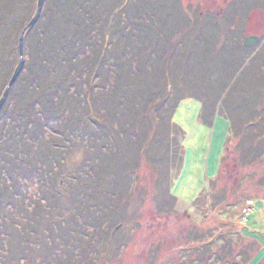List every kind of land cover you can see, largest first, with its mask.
I'll return each mask as SVG.
<instances>
[{
    "label": "rangeland",
    "instance_id": "1",
    "mask_svg": "<svg viewBox=\"0 0 264 264\" xmlns=\"http://www.w3.org/2000/svg\"><path fill=\"white\" fill-rule=\"evenodd\" d=\"M64 1H44L42 15L34 27L45 16L52 18V34L47 42L69 37L74 32L71 19L69 22L65 20V8H70ZM38 2L13 0L19 9L15 17L28 20L29 25L37 14ZM82 2L89 6L98 4L93 13L98 18H105L99 31L95 32L96 38L109 30L111 20L115 24L112 31L120 29L119 34H115V56L124 58L130 71H136L137 62L133 60L136 52L145 55L143 60L147 64L158 63L149 57L151 47L143 48V44L152 41L156 47L158 40L163 39L161 54L164 57L158 61L164 66L172 53V42L179 39L185 43L186 39L188 46L186 51L182 49L180 56L185 59V54L190 55L191 64L182 67L179 56H174L176 67L180 59V66L174 67L175 79L178 80V93L182 92L184 99L176 113L171 114L173 103L161 110L163 95L152 96L154 99L148 112L159 110L160 115L166 114L167 128L162 134L160 129L154 133L149 129L148 134L156 138L150 141L145 137L144 143L152 148L143 154L142 150L139 152L134 148L135 152H131L129 158L131 166L120 159L122 151L115 152L111 138L104 140L103 131L86 128L83 114L78 121L82 132L74 131L67 149L44 147L38 152L41 146L35 144L38 147L34 151L46 156L45 159L39 155L46 160V165L39 163L46 178L38 174L27 179L19 177L20 193L15 197V203L3 206L0 213V264H151L154 248L160 250L158 263H163L169 255L170 259L164 264H189V252L179 247L190 237H196L198 241L201 235L206 237L220 228L228 234L230 242L219 239L217 248H235L230 260L223 264H236L235 259L240 260V264H246L245 261L247 264H264V164L255 161V164L245 166L241 150L236 149L235 143L229 152L230 157L223 162L225 142L233 123L237 129L246 132L253 128V125L248 126V122L252 123L249 121L251 117L262 115L264 0H82L79 3ZM197 20L199 25L194 24L198 27L197 35L204 32L199 37V45L193 49L195 44L190 46L189 42H195V35L192 33L193 37H188L183 33L192 30L190 21ZM124 33L126 38L121 36ZM21 36L15 46L20 47ZM182 36L184 38H180ZM250 39L258 40L246 46L248 49L242 44L240 48L234 46L239 41L245 45ZM101 46L98 41L97 45H92L93 52L97 49L91 56L94 61ZM27 47L28 41H25L24 56ZM88 48L86 50L92 51L91 47ZM80 57L86 58V53ZM24 59L22 73L30 58ZM19 62L20 55L17 54L9 76L14 75ZM181 71H186L185 78H180ZM86 74L87 71L83 73L84 78ZM50 76L48 84L56 87L59 78L51 73ZM78 82L69 94V97L77 95L74 101L81 98V90L86 87L82 78ZM164 83L162 76L163 89ZM3 85L0 82V90ZM147 85L150 87L146 84V88ZM7 87L1 90L0 101ZM17 90L19 92L20 87ZM62 93L61 99L67 101ZM116 100L115 94L101 98L111 108ZM83 106V103L74 104L73 109L78 107L79 110ZM127 113L131 115V124L150 122L149 114L142 118L132 110ZM103 114L107 115L106 112ZM11 117H7L6 126L12 125L14 116ZM115 122L118 127L127 126L125 121L121 125L120 121ZM176 128L178 133L171 135ZM98 136L103 142L98 143ZM51 138L47 134L44 141ZM66 142L61 139L53 141L63 145ZM47 144L50 148L51 141ZM153 150L158 155H153ZM60 164L63 165L61 171ZM51 169L58 170L52 184L48 178L53 175ZM132 169L136 172L133 182L125 176ZM217 177L223 179L224 190L221 192L226 190V193H218L224 195V199L226 197L228 212L213 209L217 199H214L216 189L214 191L212 185ZM48 197H52L51 202ZM160 204L169 208H160ZM40 207L45 208L44 212L39 210ZM237 251L241 252L237 254Z\"/></svg>",
    "mask_w": 264,
    "mask_h": 264
},
{
    "label": "trees",
    "instance_id": "2",
    "mask_svg": "<svg viewBox=\"0 0 264 264\" xmlns=\"http://www.w3.org/2000/svg\"><path fill=\"white\" fill-rule=\"evenodd\" d=\"M80 1L82 0L64 1L70 8V10L65 8L67 12L65 20L69 22L71 19L74 25V32L71 36L61 37L57 41L51 40L47 42V39L52 34L50 29V20L52 18L48 19L46 16L39 25L31 28L27 33V39H25V41H28V52L25 58L29 57L30 59L26 64L25 72L20 75L19 79L10 90L0 113V172H4V175L3 173L2 175L0 174V213L4 205L10 206L15 203V197L20 193L19 177L27 179L38 174L44 179L46 178L43 174L44 172L40 169L41 166H39L41 162H43V165H46V160L44 161L39 157V155L42 154L34 151V148L38 147L34 145L38 143L41 146L40 149L37 150L38 152L42 151L44 147L48 149L56 148L58 150L67 149V143L73 138L74 131L78 130L82 132L78 122L82 119L81 114L85 116L86 128L91 130L94 128L100 132L103 131L102 133H105L104 140L111 138L109 140L113 141L115 152L118 154V150L122 151L120 159L122 161L125 160L126 165L131 166L132 162L129 158L131 159L130 153L135 152L134 148L139 152L142 150V154L143 152L145 153L147 149L151 150L152 148L151 146L150 148L147 147L144 143L145 137L150 141L156 138L148 134L150 131L149 129H152L151 132L153 133L157 129H160L162 134V131L164 133L167 128L165 123L166 114L162 113L160 115L158 113L159 110H152L151 113H149V105L152 103L151 100L154 99L152 96L163 95V103L160 107L161 110L167 107H165V105L173 103L172 108L170 107L171 114L176 113L179 104H181L184 99L183 93H178V80L175 79L176 74L174 68L176 67V59L174 56H179L181 64H183L182 67H188L191 64L192 58L190 55L185 54V59H183V56H180V54H182V49L186 51V47L188 46V42L185 41L186 39L184 40L185 43H183L181 39V41L178 39V41L172 42L174 43L171 48L172 53L169 55V59L167 58L164 66H162L161 63L159 65L160 61H158L162 60L164 57V54H161L164 49L162 43L163 39L160 42L158 40L159 45L157 44L156 47L153 46L152 41L151 44L148 42L149 45L143 44V48H147L148 46L151 47V54L149 57L152 58V61L158 63L156 65L147 64L143 60L145 55L136 52L133 53V60L137 62L136 71H130L127 66V61L122 57L115 56L117 46L115 34L117 36L120 29L118 28L112 31L115 24L113 20H111L109 25L107 23L109 30L106 31L105 34L98 36L99 39L96 38L95 32L99 31L98 28L101 27L105 18H98L95 13H93L96 10L95 7H98V4L89 6L85 2L79 3ZM16 11H19V9L15 7L13 0H0V82L4 85L6 84L5 87H7L13 77L9 76V74L15 66L17 54H19L20 51V47L15 46L16 40L20 38L22 31L28 25V20H20L15 17ZM196 22L198 23L196 25H199L198 20L192 21V23L191 21L190 23L188 22L190 26L193 25V28L183 33L184 36L189 35L188 37H193L191 36L192 33L195 35V42H189L190 46L193 43L195 44L193 49L199 45V37H202L204 32L202 27V29L200 28L201 32L203 31L202 34L197 35L196 29L198 30V27H196V25L194 26ZM121 36L126 38V33ZM184 36L180 38H184ZM101 39L103 41H101ZM187 39L190 40L191 38ZM97 41L102 43V46L97 54V60L94 61V57L91 56H94L97 49L93 52L92 45L93 43L97 45ZM241 44L245 49H248L244 43H240V41L236 42L234 46L240 48ZM87 47H91L92 51L89 52V50H86ZM169 48L170 46L168 49ZM18 49L19 51H17ZM168 49H166L165 52H167ZM82 53H86V58L80 57ZM152 54L153 56L151 57ZM180 59L177 61L180 62ZM112 61L113 63H111ZM179 62H177V67L180 66ZM85 71H87V74L84 78L83 73ZM183 72L184 71L180 72V78H185V76H187V74ZM50 73L55 76V78H59L56 82V87L48 84V81H50L49 77H51ZM123 74H125V77L122 76ZM162 76H164L165 79L164 89L161 87ZM79 78H82L86 87L81 90V98H79L78 101H74L77 95L69 97V94L72 88L78 85ZM112 80L113 84L111 85ZM157 82H159L158 85L160 88L157 87ZM146 84H149L150 87L147 85L146 88ZM4 85L1 90L5 88ZM18 86L20 87L19 92L17 90L19 88ZM158 90L159 92H157ZM62 92L66 95L67 101L61 99L63 95ZM112 94H115L117 99L113 108L101 101L103 95ZM131 94L133 95L132 97ZM61 100L63 102H61ZM82 103L84 105L82 109L81 107L79 110H77L78 107L73 109L74 104L82 105ZM129 104H131L130 109ZM129 110L134 111L135 114L142 118L149 114L151 116L150 122L146 121L141 123L140 121V124H131V112L129 114L127 113ZM141 111H143V114L141 113L140 115ZM103 112H106L107 115H104ZM263 112L264 106L262 107V111H260L262 115H259L257 118L253 116L249 120L252 123L249 124L248 122V126L253 125L255 131H253V128L246 132L241 131L237 129L236 125L233 123L232 129L230 127V132L225 142L226 146L224 147L223 162L227 157H230L229 152L232 150L231 147L235 143L236 149L239 148V150H241V157L245 162V166L249 167L248 165L255 164V161H257L256 164H264V158H261L264 154ZM12 115L14 116L13 122L11 123L12 125L6 126L7 117L12 118ZM113 119H116L115 121H120V125L122 121H125L127 122V126L118 127V123L113 121ZM252 120L255 124H253ZM52 123L54 124L51 127ZM168 131L169 127L167 129V132ZM177 133L176 128L171 135H176ZM47 134H50L53 138L45 142L44 137ZM2 137L5 139L3 140ZM58 139L68 142L64 145L53 143V141ZM43 141L46 144L43 143ZM50 141L51 147L49 148L47 143ZM97 141L98 143L103 142L100 136H98ZM137 145L139 147H137ZM248 145H251V147ZM143 148H146V150ZM153 155H158V152H154L153 150ZM42 157L46 159V156L42 155ZM152 158H154V156ZM39 159L41 160L39 161ZM59 166V170L61 171L63 165L60 164ZM57 171L54 169L50 170V173L53 174L48 177L50 178V184L55 182V177L58 176ZM135 173L136 172L132 169L125 176H128L129 180L133 182ZM77 176L76 172L74 175L75 179ZM222 180V177H217L212 185L213 190L215 191L216 189L213 194L214 199H217L213 209L215 211L218 209L228 212V209H226L227 207H225L226 197L224 199V195L218 193L224 190ZM138 181L139 178L137 179V182ZM212 188L211 191H213ZM221 193L225 194L226 190ZM48 198L51 202L52 197ZM234 205L230 204L231 207ZM162 207L163 209L169 208V206L160 204V208ZM39 210L44 212L43 210H45V208L40 207ZM2 213L4 214V211ZM45 219L46 218H43L44 221ZM190 238L191 239H188L186 244L179 247L182 251L189 252V264L227 263L232 256V252L235 251L233 247L227 248L221 246V249L217 248L220 240L230 242L228 234L222 230V228L206 237L201 235L198 241L195 240L196 237H193V239L192 237ZM157 249L158 248H154V256H151V264H164L170 259V256L167 255L163 263L156 262L160 254V250ZM24 250L25 246L22 248V253ZM240 252L241 251H237V254ZM244 259L246 260L247 258ZM235 260L236 264H240V260ZM247 262L245 261L246 264Z\"/></svg>",
    "mask_w": 264,
    "mask_h": 264
},
{
    "label": "water",
    "instance_id": "3",
    "mask_svg": "<svg viewBox=\"0 0 264 264\" xmlns=\"http://www.w3.org/2000/svg\"><path fill=\"white\" fill-rule=\"evenodd\" d=\"M44 1L45 0H39L38 2V8H37V14L36 16L34 17V19L30 22V24L27 26V28L24 30L22 36H21V39H20V52H19V55H20V62H19V65L8 85V87L6 88L5 92H4V95L0 101V112L7 100V97L9 95V92L10 90L12 89V87L14 86V84L16 83V81L18 80V78L20 77V75L22 74V71L24 69V65H25V56H24V48H25V37L28 33V31L33 28L37 22L39 21L41 15H42V12H43V9H44ZM258 39H255V40H248L246 43H245V46H251L254 41H257Z\"/></svg>",
    "mask_w": 264,
    "mask_h": 264
},
{
    "label": "bare ground",
    "instance_id": "4",
    "mask_svg": "<svg viewBox=\"0 0 264 264\" xmlns=\"http://www.w3.org/2000/svg\"><path fill=\"white\" fill-rule=\"evenodd\" d=\"M251 203H253V202H251Z\"/></svg>",
    "mask_w": 264,
    "mask_h": 264
}]
</instances>
